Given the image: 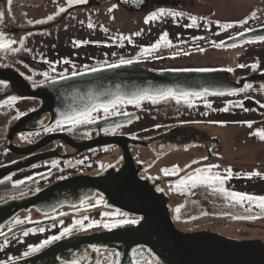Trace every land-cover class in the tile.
Returning <instances> with one entry per match:
<instances>
[{
    "label": "rangeland",
    "instance_id": "obj_1",
    "mask_svg": "<svg viewBox=\"0 0 264 264\" xmlns=\"http://www.w3.org/2000/svg\"><path fill=\"white\" fill-rule=\"evenodd\" d=\"M100 1L98 5L70 9L76 5H87L89 0L71 5L68 0H12L11 4L8 0H3L7 23L23 30L7 36L16 43L12 44L11 48L0 50V67L10 66L17 69L29 78L34 86L53 77L129 60L158 71L175 68H226L231 69L232 75L237 79L264 71V40L247 41L227 47L221 45L223 40L233 35L264 26V0H182L181 7L163 5L141 11H129L115 0ZM62 8L65 9L63 12ZM68 9L70 11L58 24L39 31L27 30L57 21ZM161 9L165 10L164 15L146 23L148 16ZM172 12L182 15L167 14ZM49 16L53 19L49 20ZM191 17H196L195 25L192 24ZM38 20L45 22L35 23ZM89 24L93 26L89 27ZM225 24H230L231 27H223ZM165 33L170 43L161 40ZM158 41L159 47H155ZM35 62L44 64L45 69L36 67ZM4 88L5 85L0 83V91ZM246 97L257 98L264 103V86L246 85L243 91L235 95H203L201 98H176V101L143 97L138 103L123 102L117 106L129 107L139 114L138 121L132 127L122 129L123 132L142 136L163 134L173 125L192 124L194 129L200 132L198 135L202 136L201 132L205 131L208 138L217 137L210 160L198 165L193 172L185 173L163 185L170 196L171 212L176 225L183 231L208 229L231 238L264 241V210L256 204H240L233 201L227 198L225 193L216 190L219 186H181L179 189L176 187L186 175L214 165L218 167L212 169L213 173L230 177L223 185L228 191L264 196L263 190L261 191V180H264V139L254 134L264 130V112L255 108L234 107L242 105V100L247 99ZM36 105L39 103L28 102L27 106H22L27 108L20 112L23 113ZM4 120L0 124L7 127L13 117ZM249 122L251 127L248 126ZM112 150H115V155ZM97 151H100V164L104 167L118 157L121 150L101 148ZM135 155L147 159L146 162L152 159L151 155L148 156L142 149H136ZM164 155L160 166L169 170L176 168L177 174L205 157L207 153L205 149L195 147L188 151L166 152ZM12 158V155L7 153L0 157V163ZM82 166L85 168L79 171L97 169L92 165ZM228 169L231 171L228 172ZM159 170L162 168L157 171ZM58 173L46 182L74 173V170L65 169ZM158 173H162V178L172 176L165 175L164 171ZM249 173L259 175L249 177ZM24 175L26 174L18 180ZM14 180L18 181L17 178ZM5 183L3 187L12 184L8 181ZM42 184L44 183L39 185ZM34 189L36 187L9 194L0 192V200L20 196ZM101 204L103 203L95 204L91 201L85 206L93 205L98 208ZM105 213L108 212L102 210L100 214L96 213V216H86L83 219L85 218L86 225L98 220L105 223L108 218ZM37 217L34 212L24 213L17 221ZM43 230L47 231L46 228ZM39 231L27 235L21 233L0 241V263L43 249V242L46 240L40 238L43 232ZM33 247L37 250L32 251ZM97 253L94 252L96 262L105 264L107 260L100 259ZM98 255L101 256V253ZM146 262L156 264L151 257H147Z\"/></svg>",
    "mask_w": 264,
    "mask_h": 264
},
{
    "label": "water",
    "instance_id": "obj_2",
    "mask_svg": "<svg viewBox=\"0 0 264 264\" xmlns=\"http://www.w3.org/2000/svg\"><path fill=\"white\" fill-rule=\"evenodd\" d=\"M115 1L129 11H141L159 5H182L181 0ZM100 2L89 0L87 6L98 5ZM0 11L4 13L0 20V32L4 30L3 33L7 36L23 30L4 25L6 17L3 0H0ZM54 23L27 30H41ZM262 38L264 26L233 35L223 40L221 45L233 46ZM95 69L53 79L34 88L18 70L0 67V81L8 83L7 89L0 93V104L11 97L36 99L41 102L36 110L25 114L13 125L9 133V147L16 153L30 154L49 144L53 139L50 135L29 147H18L10 141L29 119L44 114H49V121L40 129L48 128L57 121H66V116L78 113L93 104L107 103L116 98L124 101H135L134 96L156 98L163 96L161 94L169 89L178 96H183L184 92L201 94L205 89L208 90L205 93L225 95L241 90L246 83L264 84V71L237 79L225 68L160 72L141 64L116 63ZM244 104L245 108L255 106L260 112H264V105L255 99H246ZM136 119L137 113L131 112L99 120L94 125L97 129H106L125 126ZM59 136L77 150L76 154L97 146L118 145L123 150V164L119 167L114 164L107 166L95 175L67 177L34 194L0 203V227L23 210L33 208L42 214H51L63 206L75 207L93 198L96 193L105 197V207L125 211L141 217V220L127 227L56 239L37 253L1 264H64L66 255L83 248L114 249L117 251L116 264H137L134 256L137 249H145L165 264H264L262 239H235L216 231H183L176 226L169 208L170 197L161 184L178 178L184 171L169 178L152 176L149 173L141 176L140 173L149 167L144 166L142 161L134 160L129 146L148 147L149 141L128 135H101L93 140L75 142L63 135ZM56 153L40 152L1 165L0 179L49 159ZM55 219L44 218L24 223L1 234L0 240Z\"/></svg>",
    "mask_w": 264,
    "mask_h": 264
},
{
    "label": "flooded vegetation",
    "instance_id": "obj_3",
    "mask_svg": "<svg viewBox=\"0 0 264 264\" xmlns=\"http://www.w3.org/2000/svg\"><path fill=\"white\" fill-rule=\"evenodd\" d=\"M4 25H9V24L7 23V21H5ZM34 64L36 65V67H38L41 70L45 69V65L42 63L35 62ZM6 67H10V66H6ZM22 75L30 82V84L34 88L39 86V85L34 86L29 80V78H27L24 74ZM55 78H58V77L50 78L47 81L51 79H55ZM0 83L5 85V88L2 91H0L1 93L7 89L8 83L3 82V81H0ZM262 85L264 86V84ZM244 87L237 92L225 94V95H216V94H210V93L203 92L199 96L185 97V96L176 95V96H170V97L163 96L159 99H155V98H149V99L162 101L163 99L164 100H170V99L175 100L176 98L186 99L188 97H198V98L200 97L201 98L203 97V95L228 96V95L239 94L241 91L244 90ZM246 98H253V97H246ZM245 100H242L243 102L242 105H238L234 107H246V105L244 104ZM28 102H31V103L37 102L39 103V105L29 108L28 110H25L23 113H21L20 112L21 110L27 108V107H22V106H27ZM40 104L41 102L36 99H20V98H17L15 101H11V102L10 100H8L0 104V122L1 121L3 122L4 119H5L4 121H6V119L13 117V120L10 122V124L7 127H3L0 124V157H2L3 155H6L7 153L12 155L13 157L12 159L8 161L0 163V166L13 162L15 160L28 157L33 154H38L40 152H47V151L57 152L56 154H53V156H51V158L49 159L39 161L38 163L30 166L29 168L22 169L21 171L14 172L6 177L1 178L0 179V186H1L0 192L3 194L14 193V192H18L19 190L28 189V188L36 187V189L32 190L31 192H26L20 196H11L10 198L9 197L5 198L3 200H0V203L11 200V199L21 198L24 196L34 194L35 192L43 188H46L49 185L57 181H60L62 179H65L67 177H71L74 175H81V174L95 175L99 173L100 171H102L103 169H105L107 166L114 164L115 166L119 167L120 165L123 164V161L121 160L123 156V150L118 145L97 146V147H94V148H91V149H88L81 153L76 154L77 150L59 135L68 137V139L73 140L75 142H84L88 140H93L101 135L103 136L128 135L132 137L145 139L149 141L148 147L132 146V145H130L129 147L133 153L134 160L136 162L142 161L144 166L149 167L147 170L142 171L140 175L145 176L146 174L149 173L152 176H159V177L162 176V173H158V172L159 171L162 172L165 169L164 167L160 166V162L165 158L164 154L166 152H171L174 150L188 151L195 147L206 150L207 155L205 157H202L199 160L195 161L196 163L194 162V164H190L187 167H185L184 169L185 170L184 174H185V173L193 172L197 168L198 165L212 158V147L216 143L215 141L218 140L217 137L215 136L208 138V133L205 131L201 132L202 136L198 135L200 134V132L199 131L197 132L194 129L195 126L192 124L187 125V126L179 125V124L173 125L171 127H168L167 130L163 134L154 133L152 135L142 136L141 134L134 135L130 132H123L122 129L130 128L138 121L139 114L136 110L130 109L129 107H117L115 109V113L117 114H113L112 111H110L108 114H105L102 109L98 112L92 113V115L96 117V119L92 123H87V122L73 123V122L66 120V121H60L61 123L59 125L55 123L48 128L40 129L41 127H43L45 124L48 123L49 114H44L39 117L31 118L23 126L22 130H20L19 132L15 133L12 136L10 140L11 144L13 143L18 147H29V146L35 145V143L39 142V140L47 137L48 135H50L53 139L49 144H47L43 148L35 150L30 154L16 153L8 145V139H10L9 138L10 130L13 127V125L18 122L19 118H21L22 116H24L25 114L33 110H36L40 106ZM168 106H170V104ZM131 112L137 113V119L125 126L109 127L106 129H97L96 126L94 125L99 120L113 117L118 114L131 113ZM161 137L163 138L161 139ZM19 139H21L22 142H20ZM101 148L119 149L121 150L120 155L116 157L114 160H112L111 162H109L108 164L104 165L103 167L102 164H100L101 163V158H100L101 156H99L100 151H97L98 149H101ZM136 149H142V152H144L148 156L150 154L152 157L151 161L146 162L147 159L138 158L135 155ZM114 151L115 150H112V152ZM63 155H67V156H63ZM113 155H115V152L113 153ZM86 164L92 165L93 167H97V169L79 171L85 168L82 165H86ZM98 165H100L101 167ZM161 168L162 170L157 171L158 169H161ZM65 169H69V170L72 169L74 170V173H71L64 177L46 182L47 180L52 179L54 176H57L59 174L58 172H60L61 170H65ZM23 174H26V175H24L22 179L18 180ZM16 178L18 181L14 180ZM7 181L12 184L8 187H3V185L6 184L5 182ZM41 182H43L44 184L39 185ZM164 184H166V182H163L161 186H163ZM91 201H93L95 204H98V203H103V204L98 205V208L94 207L93 205L85 206L86 203H89ZM105 201H106L105 197H103L99 193H96V195L93 198L85 200L81 204L75 207L63 206L51 214H42L33 208L27 211L23 210L19 212L18 214H16L13 218H11L8 222H6L4 225L0 227V235L7 232L8 230H11L12 228H15L17 226H20L30 221L40 220L44 218H53V217H55L56 219L44 225L39 224L38 226L30 230L19 231L10 237L2 238L0 241L8 240L10 238H13L15 235H18L21 233L28 234V233H32L34 231L40 230L39 231L40 233L43 232L42 234H40L41 235L40 238L43 240L51 241L50 243L45 244V247L43 248L45 249L47 246H49L51 243H53L56 240V239L52 240L50 239V237L51 238L58 237V239H61L65 237H71V236H76V235H81V234H86V233L102 232V231L115 229L118 227H127V226H131L135 224V223H127V224L118 223L121 220L139 221L141 219V217L127 213L125 211L105 207ZM102 210H105V212L109 213L108 218L106 219L105 223H100L98 222L99 221L98 220V221H94L93 224L86 225V222L84 220L85 218L83 219V217L89 216L88 218H90V216H96L95 214L96 213L100 214ZM31 212H34L35 214H37L38 217L29 219V220H23V221H20V223H13L17 221L18 218L22 214L24 213L29 214ZM77 221H81L82 223L78 224L76 223ZM105 224H116L117 226L109 228V227H105L104 226ZM44 228H46L47 231L43 230ZM68 229H71V231H66ZM37 252H34V253H37ZM94 252L101 253V256H99L98 253H97V256L102 260L106 259L107 262L105 264H116V261H117V251L116 250L114 249H95V248H83V249L78 250L77 252L72 253L71 255H66L65 256L66 262L64 264H98L96 262L97 260H96V255L94 254ZM134 256H135L137 264H147L148 263L146 262L147 257H151L155 261L156 264H165V263L158 261L151 255H149L147 252L144 251V249L135 250ZM10 261H13V260H10ZM1 263H5V262H1Z\"/></svg>",
    "mask_w": 264,
    "mask_h": 264
},
{
    "label": "snow or ice",
    "instance_id": "obj_4",
    "mask_svg": "<svg viewBox=\"0 0 264 264\" xmlns=\"http://www.w3.org/2000/svg\"><path fill=\"white\" fill-rule=\"evenodd\" d=\"M9 4L12 3V0H8ZM86 0H68V3L71 5L73 3L75 4H80V3H85ZM65 9H61V11L63 12ZM165 14V10L161 9L159 12H153L150 16L147 17L146 19V23L149 21H152L154 19H157L159 16L164 15ZM169 15H174V16H180L182 15V13H176V12H172V13H167ZM4 17V13L2 11H0V20H2ZM49 20L53 19V17L49 16L48 17ZM192 19V24L195 25L196 24V17H191ZM45 21L43 20H38L35 21V23H44ZM31 23V21H30ZM244 23H246V21H244ZM93 25L89 24V27H92ZM223 27L227 28V27H231L230 24H225L223 25ZM137 35H139V33H137ZM264 39V38H262ZM161 40H164L165 42L167 41V34L165 33L162 37ZM16 43V41L8 38L3 32H0V50H4V49H8L11 48V45ZM170 43V42H168ZM155 47H159V41L157 42V44L155 45ZM13 51H15V49H12ZM145 51H148V49H145ZM122 63H132L131 60L129 61H122ZM240 67H244V65H240ZM96 69H93V71H95ZM200 71H205V69H200ZM229 71H231V69H229ZM75 75V73H73ZM47 75V74H45ZM205 92H207L208 90L205 89ZM161 95L165 96V97H170V96H176V93L172 90L169 89L166 92L162 93ZM183 96L187 97V96H199L201 95L200 93H188V92H184L182 94ZM143 97L141 96H134L133 99L138 103L140 99H142ZM17 98L16 97H11L10 98V102L11 101H15ZM123 99L122 98H116L113 100H109L107 103H103V104H93L87 108H85L82 111H79L78 113H74L71 115L66 116L65 118L73 123H92L94 122V120L96 119V117H94L92 115V113L94 112H98L101 109L103 110V112L105 114H108L110 111L113 112V114H117L115 113V109L117 108L118 104L123 103ZM128 103H132L133 100L130 99L127 101ZM210 106V105H209ZM227 110V109H225ZM57 125H59L61 122L57 121L56 122ZM249 127H251V123L249 122L248 124ZM256 135H258L260 137V139H264V130H259L256 133H254ZM214 167H218V166H214V165H210L201 169L196 170L194 173L190 174V175H186L183 179L180 180L179 184L176 185V187L179 189L181 186L184 187H195L197 185H208V186H219L216 190L225 193L226 197L236 201L240 204H243L244 202H248L250 204H256V206H258L261 210H264V196H253V195H249L246 193H240V192H232V191H228L223 185L225 183L226 179H229L230 177H222L219 173H213L212 169ZM165 175H175L176 174V168H173L171 170L165 168L164 170ZM228 172L231 171V169L227 170ZM252 175H259V173H249L248 176L251 177ZM258 202V203H257ZM177 211L179 212V208L177 209ZM105 215H109L108 213H105ZM17 223H20V221H16ZM76 223L80 224L82 223L81 221H77ZM118 223L121 224H127V223H138V221L136 220H121ZM105 227H116V224H105ZM66 231H71V229H68ZM25 235H27V233H25ZM52 240L58 239V237H52ZM50 240H46L43 242V244H48L50 243ZM32 251L37 250L35 247H33L31 249ZM28 253H25V255H27Z\"/></svg>",
    "mask_w": 264,
    "mask_h": 264
},
{
    "label": "trees",
    "instance_id": "obj_5",
    "mask_svg": "<svg viewBox=\"0 0 264 264\" xmlns=\"http://www.w3.org/2000/svg\"><path fill=\"white\" fill-rule=\"evenodd\" d=\"M252 108H255V107H252ZM255 109H256V108H255ZM261 182H262V184H261V186H262V187H261V188H262L261 191L263 190V192H264V180H261Z\"/></svg>",
    "mask_w": 264,
    "mask_h": 264
}]
</instances>
